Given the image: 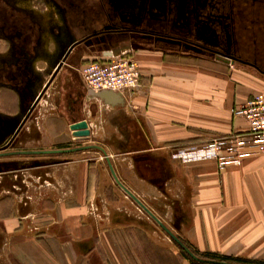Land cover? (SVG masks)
<instances>
[{
	"label": "crops",
	"instance_id": "0c3cea01",
	"mask_svg": "<svg viewBox=\"0 0 264 264\" xmlns=\"http://www.w3.org/2000/svg\"><path fill=\"white\" fill-rule=\"evenodd\" d=\"M102 50H71L21 145L100 146L119 181L192 249L264 262V154L222 172L213 160L176 156L245 134L246 122L232 111L252 95L264 96V78L250 68L137 43L117 54L137 63L138 87L93 92L78 68L100 59ZM7 81L1 86L15 90ZM22 112L20 99L1 100V117L15 120ZM80 120L88 126L85 139L69 131ZM32 156L20 180L18 168L0 164V264H191L116 186L100 152Z\"/></svg>",
	"mask_w": 264,
	"mask_h": 264
},
{
	"label": "flooded vegetation",
	"instance_id": "af4514ba",
	"mask_svg": "<svg viewBox=\"0 0 264 264\" xmlns=\"http://www.w3.org/2000/svg\"><path fill=\"white\" fill-rule=\"evenodd\" d=\"M53 1L61 8L63 22L73 24L70 29L74 34H69L72 49L80 45L103 48L102 55L118 49L114 46L118 42L119 49L137 43L156 44L229 66L250 68L264 78V14L259 12V8H264V0ZM0 21L3 34L12 36L7 30L9 26L16 27L14 20L8 26ZM25 30L27 37L36 35L26 42L34 55L39 32L33 31L32 26ZM15 42L10 41L13 49L20 43ZM39 50L44 52L42 45ZM34 84L35 78L30 83L31 93ZM16 92L19 98L23 95ZM8 149L5 151L9 152Z\"/></svg>",
	"mask_w": 264,
	"mask_h": 264
},
{
	"label": "rangeland",
	"instance_id": "374dc122",
	"mask_svg": "<svg viewBox=\"0 0 264 264\" xmlns=\"http://www.w3.org/2000/svg\"><path fill=\"white\" fill-rule=\"evenodd\" d=\"M58 5L59 4L53 0H0V20L5 21L4 24L7 26L11 25L12 20H15L16 17L18 18L22 15L25 19L32 22L31 26L34 29L33 31L37 30L39 32L38 45L36 46L35 53L33 55V52L29 49V45L28 43L26 44V42H29V40H31L34 36L32 37L31 35H28V37L26 36L25 38L22 37L20 33L18 34L15 31H11L12 36H6L3 34L2 29H0V39H2V48H0V56H2L0 57V80L3 79L7 81V78H14L12 79L14 82L17 78L21 77L23 80H26L24 86L26 90H28L27 94H31L30 98L33 99H35L43 89L44 84L49 79L59 61L60 54L66 51L70 45L69 40L71 39L69 34H74V31H71L70 29V26L73 27V24L71 22H68L67 24L63 22L61 8L58 7ZM259 12L264 14V8H259ZM9 30L10 26L7 32ZM9 37H12V39ZM10 41L20 43L16 44V47L13 49L10 45ZM41 45L45 53L39 50ZM31 52L32 54H30ZM4 57L8 60L15 61L14 63L9 64L8 62L2 61ZM27 75H29V78H27ZM33 78H35V84L32 87L31 93L29 88ZM7 82L9 83L10 81ZM25 96L27 98V95ZM35 110H37V107L25 120L19 133L16 135L9 147V151L27 150L24 145H21V142L24 139L26 128H29L32 124L31 120ZM25 114V111H23L22 114L16 117L15 120L5 119L0 116V145L3 142V139L7 137L8 133L14 131L18 124L22 122ZM33 158L34 157L32 155L3 157L0 158V164L4 167L11 166V168H18V176L20 180V177H22L20 173L24 172L27 162ZM8 168L9 167L6 169ZM159 233L162 238L169 240L167 235L162 230L159 229ZM169 242L170 246L175 249L177 248L170 240Z\"/></svg>",
	"mask_w": 264,
	"mask_h": 264
},
{
	"label": "built area",
	"instance_id": "2783aa9c",
	"mask_svg": "<svg viewBox=\"0 0 264 264\" xmlns=\"http://www.w3.org/2000/svg\"><path fill=\"white\" fill-rule=\"evenodd\" d=\"M85 86L93 91H110L123 94L138 87L140 72L135 61L113 53L100 55V59L87 61L78 68ZM234 117L242 118L247 124L245 134H231L201 148L187 149L176 156L183 161L213 160L219 172L229 164L239 166L241 160L264 154V96L252 95L246 102L232 111Z\"/></svg>",
	"mask_w": 264,
	"mask_h": 264
},
{
	"label": "water",
	"instance_id": "95a60500",
	"mask_svg": "<svg viewBox=\"0 0 264 264\" xmlns=\"http://www.w3.org/2000/svg\"><path fill=\"white\" fill-rule=\"evenodd\" d=\"M72 48L73 46L69 47L66 51L60 54L59 61L56 64L54 71L51 74L50 80L46 84V87L42 90V92L35 99L31 98L32 103L30 107L27 109L22 122L18 124V126L15 128L14 131H12L11 133H8L7 137L3 139V142L0 145V158L17 156V155H50V154H65V153H75V152L96 150L100 152L102 156L104 157L105 162L108 166L110 175L114 183L116 184V186L126 195V197H128L143 213L147 215L149 219H151L168 236V238L177 246L178 249L183 251L192 261L202 262L206 264H240V263H231V262H224V261L202 260V259H199L197 256H195L177 236H175L131 191H129L119 181L106 152L100 146L86 145V146H78V147L70 148V149H59V150H21V151H9V152L5 151L7 148L11 146L14 138L19 133L25 120L32 113V111L36 108L37 104L42 98V94L45 91V89L50 85V83L54 79L55 75L59 72V70L64 66ZM119 51H120L119 48L113 49V50H107L103 52V55L110 56L113 53H118ZM226 63H229V62L226 61ZM69 131L71 132V136L76 139H85L89 136L88 126L85 120L73 121L69 125Z\"/></svg>",
	"mask_w": 264,
	"mask_h": 264
},
{
	"label": "trees",
	"instance_id": "16d2710c",
	"mask_svg": "<svg viewBox=\"0 0 264 264\" xmlns=\"http://www.w3.org/2000/svg\"><path fill=\"white\" fill-rule=\"evenodd\" d=\"M19 17H18L19 19L16 17L15 20L13 21L15 23L16 27L14 28L12 26L8 32L16 31V30L22 31V33H23L22 37L26 38L27 35L25 33V31H26L25 29L28 28V27H31V22L28 19H25L22 15L19 16ZM35 37H36V35H34L33 38L35 39ZM30 54H32V52ZM27 78H29V75H27ZM25 82H26V80H23L22 78H17L14 82L10 81V83L12 84V86L14 87L15 90H10V89L6 88L5 86H1L0 87V102H1V100H3L5 102H7V103L8 102L10 103L11 100L12 101L13 100L14 101H16V100L18 101L20 99V101H21V103L23 105V111H25V113H26L27 109L30 107V105L32 103V100H31V98H24V96L27 93L26 88L24 86ZM16 90L19 92V95L23 94L24 96L21 95L20 98H19L18 95H17ZM181 241L187 246V248L195 256H197L199 259H202V260L224 261V262L240 263V264H264V262L245 261L243 259L225 257V256H221V255H218V254H215V253H211V252L199 253L196 250L192 249L183 240H181ZM178 250H179V255L182 256L183 258L189 260L191 262V264H206V263H202V262H194L183 251H181L180 249H178Z\"/></svg>",
	"mask_w": 264,
	"mask_h": 264
}]
</instances>
